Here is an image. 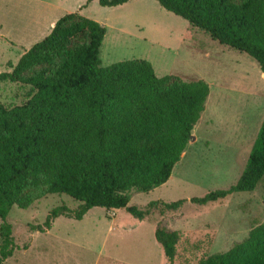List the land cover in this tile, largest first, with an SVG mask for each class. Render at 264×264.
I'll list each match as a JSON object with an SVG mask.
<instances>
[{
    "label": "trees",
    "instance_id": "16d2710c",
    "mask_svg": "<svg viewBox=\"0 0 264 264\" xmlns=\"http://www.w3.org/2000/svg\"><path fill=\"white\" fill-rule=\"evenodd\" d=\"M130 1L98 0L107 8ZM156 1L213 41L249 56L264 75V0ZM106 34L105 25L67 14L12 71L0 74L1 82L30 88L26 102L0 103V264L18 249L7 218L14 207L32 204L28 188L79 202L76 208H54L33 228L46 233L58 218L80 221L93 208L126 210L143 221L156 211H177L186 202L205 206L253 192L264 179L263 120L246 167L229 189L189 201H152L144 209L130 206L132 191L148 193L171 179L210 87L204 80L158 77L144 59L103 67ZM155 236L174 264L180 233L158 225ZM198 264H264V224L229 251Z\"/></svg>",
    "mask_w": 264,
    "mask_h": 264
},
{
    "label": "rangeland",
    "instance_id": "374dc122",
    "mask_svg": "<svg viewBox=\"0 0 264 264\" xmlns=\"http://www.w3.org/2000/svg\"><path fill=\"white\" fill-rule=\"evenodd\" d=\"M50 1L57 7L48 21L34 25L37 0H0V74L12 71L27 50L50 34L53 19L56 24L79 12L107 28L100 53L103 67L144 59L158 77L204 80L210 87L171 179L148 193L132 191L130 206L189 201L237 183L264 120V75L253 59L213 41L156 0H131L113 8L98 0ZM6 2L16 11L9 12ZM29 94L27 86L0 81L2 104H22ZM26 194L33 197L32 204L14 207L7 218L18 249L3 264H170L156 240L158 225L180 233L174 264H198L229 251L264 224V179L253 192L205 206L186 202L177 211H156L143 221L126 210L93 208L80 221L58 218L46 233L33 228L54 208H76L79 202L44 189L28 188Z\"/></svg>",
    "mask_w": 264,
    "mask_h": 264
},
{
    "label": "crops",
    "instance_id": "0c3cea01",
    "mask_svg": "<svg viewBox=\"0 0 264 264\" xmlns=\"http://www.w3.org/2000/svg\"><path fill=\"white\" fill-rule=\"evenodd\" d=\"M37 11L34 12V20L33 23L34 25H37L39 23V25H41L43 21H48L50 15H51V11H54V9L57 7V5H55L53 2H51L50 0H37ZM5 7L9 10V12H15L16 10L11 7V3L10 2H6ZM4 7V8H5ZM81 8V7H80ZM15 10V11H14ZM80 10V9H79ZM75 13H79V12H75ZM50 29H53L55 26V20L53 19V21L50 23ZM49 35V34H48Z\"/></svg>",
    "mask_w": 264,
    "mask_h": 264
},
{
    "label": "water",
    "instance_id": "95a60500",
    "mask_svg": "<svg viewBox=\"0 0 264 264\" xmlns=\"http://www.w3.org/2000/svg\"><path fill=\"white\" fill-rule=\"evenodd\" d=\"M192 138H193V136H192Z\"/></svg>",
    "mask_w": 264,
    "mask_h": 264
}]
</instances>
